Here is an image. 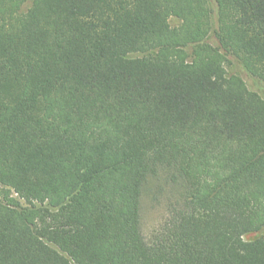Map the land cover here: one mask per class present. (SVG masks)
<instances>
[{"label":"trees","instance_id":"16d2710c","mask_svg":"<svg viewBox=\"0 0 264 264\" xmlns=\"http://www.w3.org/2000/svg\"><path fill=\"white\" fill-rule=\"evenodd\" d=\"M229 55L264 82V0H0V264H264V94Z\"/></svg>","mask_w":264,"mask_h":264},{"label":"rangeland","instance_id":"374dc122","mask_svg":"<svg viewBox=\"0 0 264 264\" xmlns=\"http://www.w3.org/2000/svg\"><path fill=\"white\" fill-rule=\"evenodd\" d=\"M181 19L175 16L170 18V23L172 27H178L181 25ZM215 30V21H214ZM211 43L217 44V39L215 33L212 32L208 39ZM226 69L229 75L237 74L240 75L247 83V85L256 91L264 94L263 87L264 82L249 74L240 61L229 55L226 62ZM162 183V182H161ZM161 183L158 180H152L148 183L146 192L143 200L142 208V222H143V232L147 239H151L155 231L160 227L168 215L167 202L172 192L167 188L165 192L161 188ZM163 184V183H162ZM259 234L251 233L247 235L246 239H253Z\"/></svg>","mask_w":264,"mask_h":264}]
</instances>
